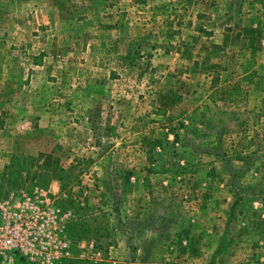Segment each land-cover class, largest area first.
<instances>
[{"label":"rangeland","instance_id":"1","mask_svg":"<svg viewBox=\"0 0 264 264\" xmlns=\"http://www.w3.org/2000/svg\"><path fill=\"white\" fill-rule=\"evenodd\" d=\"M162 4L0 0V196L54 193L62 264H264V118L220 85L257 76L264 0Z\"/></svg>","mask_w":264,"mask_h":264},{"label":"built area","instance_id":"2","mask_svg":"<svg viewBox=\"0 0 264 264\" xmlns=\"http://www.w3.org/2000/svg\"><path fill=\"white\" fill-rule=\"evenodd\" d=\"M45 187L10 190L0 196V264L20 257L33 264H62L70 255L68 212ZM93 255L99 252L90 245Z\"/></svg>","mask_w":264,"mask_h":264},{"label":"crops","instance_id":"3","mask_svg":"<svg viewBox=\"0 0 264 264\" xmlns=\"http://www.w3.org/2000/svg\"><path fill=\"white\" fill-rule=\"evenodd\" d=\"M157 1L158 3H164L162 5L164 6H167L169 8L166 9V14H163L162 16L166 19L170 18L171 21L170 23H172V20L174 18L176 19H180V18H184L185 15L183 14H179V11L174 9L172 10V6H175L176 8L177 7H180V6H185V8L187 9H183V11H185L187 13V18H195L196 15L194 14V7L200 3H204L206 5L207 1L208 0H155ZM147 2V6H149V2L151 3L152 0H146ZM147 9H149V7H147ZM200 12H203L202 10H199ZM169 19V20H170ZM185 24H190L189 22L185 23ZM239 31L240 29L239 28H224L223 29V39L222 40H227V35H233L235 40L237 37L241 38L242 35L244 34H239ZM248 38L246 39L247 41L249 42H255L256 38L254 37H251L250 36H253L255 35V33H251V34H248ZM232 36V37H233ZM258 39V38H257ZM256 42H259L256 41ZM224 45V44H223ZM225 47V45H224ZM230 50V52H229ZM234 50L233 48H231V46H226V51H223V52H226V53H232ZM263 59V63L262 64H258V66H256L255 69H257V76L255 77H244L242 74L240 77H235V78H227V76H225V72L224 71H221L222 75L221 77L223 79H226V80H223V83H221L220 85L225 89L227 90L228 92L231 91V92H234V91H238L240 93V95L242 97H247L254 105H258L257 106V111H258V114L263 116L264 118V73H261L260 70L264 69V57H262ZM232 73V70L229 69V72L228 74H231ZM250 78V89H248V85H247V80ZM239 82V84H238ZM237 83V84H236ZM251 84L252 86L254 87V91L251 90ZM237 85V88H235V90L233 89L234 86ZM239 86V87H238ZM239 88V89H238ZM0 124H1V121H0Z\"/></svg>","mask_w":264,"mask_h":264},{"label":"trees","instance_id":"4","mask_svg":"<svg viewBox=\"0 0 264 264\" xmlns=\"http://www.w3.org/2000/svg\"><path fill=\"white\" fill-rule=\"evenodd\" d=\"M15 189H19V188H9V189H6L5 191H3L2 193H1V196H4V195H6L7 193H8V191H10V190H15ZM71 225H74V222L72 221V222H70L69 223V226H71Z\"/></svg>","mask_w":264,"mask_h":264}]
</instances>
